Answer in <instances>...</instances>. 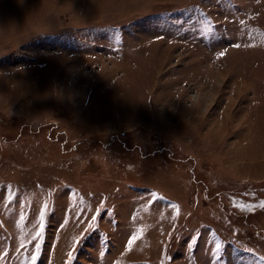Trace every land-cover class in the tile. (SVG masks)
Returning a JSON list of instances; mask_svg holds the SVG:
<instances>
[{
	"label": "rangeland",
	"instance_id": "1",
	"mask_svg": "<svg viewBox=\"0 0 264 264\" xmlns=\"http://www.w3.org/2000/svg\"><path fill=\"white\" fill-rule=\"evenodd\" d=\"M260 200L264 0H0V264H264Z\"/></svg>",
	"mask_w": 264,
	"mask_h": 264
},
{
	"label": "trees",
	"instance_id": "2",
	"mask_svg": "<svg viewBox=\"0 0 264 264\" xmlns=\"http://www.w3.org/2000/svg\"><path fill=\"white\" fill-rule=\"evenodd\" d=\"M253 206H255V210H258V209H262L264 207V201H261L259 203H256V204H253V205H250V210L253 211L254 208Z\"/></svg>",
	"mask_w": 264,
	"mask_h": 264
},
{
	"label": "crops",
	"instance_id": "3",
	"mask_svg": "<svg viewBox=\"0 0 264 264\" xmlns=\"http://www.w3.org/2000/svg\"><path fill=\"white\" fill-rule=\"evenodd\" d=\"M260 202H261V200H260ZM258 203H259V202H258ZM253 204H256V203H255V202H250V203H249V206H250V205H253ZM261 210L264 211V207H263L262 209H258L257 211H261Z\"/></svg>",
	"mask_w": 264,
	"mask_h": 264
},
{
	"label": "snow or ice",
	"instance_id": "4",
	"mask_svg": "<svg viewBox=\"0 0 264 264\" xmlns=\"http://www.w3.org/2000/svg\"><path fill=\"white\" fill-rule=\"evenodd\" d=\"M237 47H238V45H237Z\"/></svg>",
	"mask_w": 264,
	"mask_h": 264
}]
</instances>
